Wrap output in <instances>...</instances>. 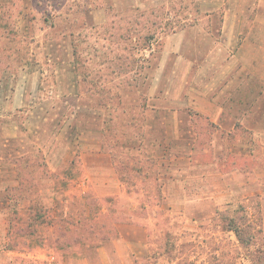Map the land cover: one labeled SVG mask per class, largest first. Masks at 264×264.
Listing matches in <instances>:
<instances>
[{
	"label": "rangeland",
	"instance_id": "374dc122",
	"mask_svg": "<svg viewBox=\"0 0 264 264\" xmlns=\"http://www.w3.org/2000/svg\"><path fill=\"white\" fill-rule=\"evenodd\" d=\"M165 17L162 9L136 8V0H0V153L5 138H15L8 149L26 157L19 159L24 182L40 188L41 204L51 203L52 171L59 202L30 220L28 190L23 199L13 193L2 245L15 260L84 264L83 244H67L90 236L82 222L69 231L51 223L87 189L93 196L114 192L112 216L127 219L133 205L148 227L145 246L129 233V264H264V81L231 83L216 119L198 111L188 102L191 85L197 101L228 53L218 48L206 58L203 34L194 28L180 53L200 66L201 77L183 81L179 54L159 63L161 37L170 33L154 30ZM169 20L165 30L178 19ZM249 52L253 66L264 60ZM74 200L71 213L84 222L86 202ZM99 224L93 217L92 238L100 236ZM89 259L102 263L96 254Z\"/></svg>",
	"mask_w": 264,
	"mask_h": 264
},
{
	"label": "crops",
	"instance_id": "0c3cea01",
	"mask_svg": "<svg viewBox=\"0 0 264 264\" xmlns=\"http://www.w3.org/2000/svg\"><path fill=\"white\" fill-rule=\"evenodd\" d=\"M8 1L11 2L12 0ZM174 6L176 7L175 9ZM136 8L141 10L158 8L165 12V24L160 28L155 26L156 30H154V32L170 33V35L161 37L162 39L164 38V53L159 63L161 66H165L170 52L179 54L177 58L179 63H181L180 65L184 66L185 71L182 80L185 82L193 80L196 77H201V72L199 70L200 66H196L195 62L191 59L186 60L182 56V53H180L186 44V34L192 32L194 28L197 29L196 31H198V33L203 34V46L205 47L204 52L206 58L218 48L228 53L227 57L222 60L220 67L217 68V75L210 78L212 84L204 89L197 90V101L192 99L193 93L190 92V90L194 89V87L191 85L188 92V102L190 105L193 104V107L198 111L216 119L224 112V109L219 107L222 105L219 103V98L225 95L224 92L230 88L231 83L241 80L246 81L248 79L264 81V60L257 61L253 66L249 52V50L255 49L258 53L260 52V56L264 55V0H136ZM175 16L178 19L176 23L168 27V30H165L167 23L170 21L169 19H173ZM215 18H217L218 24L214 25L211 22ZM153 45L154 43L152 44V48L155 47V45L154 47ZM193 67L195 70L191 72ZM173 72L174 71H172V73ZM156 79L157 78L154 77L152 82ZM223 82L227 83L224 88L225 90L215 96L214 92L217 89V85L219 83L223 84ZM175 111L178 112V110ZM165 113H174V111L168 110L164 111V114ZM215 119L212 120L215 121ZM41 125L43 127L44 121ZM23 127L24 126L20 127V133L24 135H26V133L29 134V128L27 126L25 128ZM14 140L16 139L5 138L2 143L4 148L0 153V194H3L0 197V264H23L15 260L10 251L8 249L5 250L6 247L2 245L6 239L7 230L13 214V209H11L9 205V198L4 195L8 193L9 196L10 193L16 191L15 189L19 187L22 188L26 185L23 178L24 171L27 167L18 165L17 163L19 159L25 160L26 157L20 154H14L8 149V145L12 144ZM65 172L69 173L68 169L65 170ZM49 176L53 183L50 189L48 188L51 203L41 205L39 201L41 190L39 187H37L36 196L40 206L49 207L56 211L59 204L56 200L58 186H56V177L52 171L49 172ZM65 176L68 175L65 174ZM117 178L118 182L121 183L119 175ZM117 188V193H119L122 186L118 185ZM81 196L86 202V204L83 203L84 210L82 209V211L85 212V227L88 221L90 226L93 225V217L94 219H98L101 216L103 220L106 219L107 222L109 221L108 223L115 226L116 229L114 237L110 236L106 242L99 246L95 248L87 247V245L86 247L84 246L85 248H83V253L81 254L84 264H91L89 259L91 253L96 254V256L100 258L101 264H129L128 259L132 256H130L131 254L129 253L130 245H128V243L126 245V241L129 242L133 239L129 237V233H136V241H140V243L142 241V243L138 245L145 246L144 241H146V234L149 230L146 224L136 217L137 209L135 210V207L131 205L129 207L131 211L129 212L131 214H128L127 219L113 220L112 217L107 218L106 216L111 207H113L108 200L110 198L115 199L114 192L106 193L101 196H93L85 189L82 191L81 195L75 197ZM75 197H72V200L66 199V204H63L61 210L55 213V216L66 218L70 221L72 220L71 227L73 228L83 222L80 220L81 217L76 219L77 216L75 213H71V209H75L77 206H73L74 203H77V201L74 200ZM25 199L28 200L29 198L26 197ZM93 200H96L100 205L99 214H97L98 218L90 211V204ZM78 220H80V223H78ZM125 229H130L131 231ZM109 242L113 243L109 244ZM105 259L108 261H105Z\"/></svg>",
	"mask_w": 264,
	"mask_h": 264
},
{
	"label": "trees",
	"instance_id": "16d2710c",
	"mask_svg": "<svg viewBox=\"0 0 264 264\" xmlns=\"http://www.w3.org/2000/svg\"><path fill=\"white\" fill-rule=\"evenodd\" d=\"M143 96V98H144V100H145V103L143 104V108L144 109H146V107L148 106V104H147V98H146V96L145 95H142ZM143 109V110H144ZM136 122H137V120H136ZM128 126V128L130 127H132L131 129H133L134 127H135V125L134 124H132V125H127ZM140 128V126H138V125H136V130H138ZM134 131V130H133ZM139 131V130H138ZM138 131H136L138 134H140L141 135V138L143 137L144 139H142L141 141H143V143H144V140H145V137H144V135L146 134L144 131V129L142 130L141 129V132H138ZM102 133L104 134L105 133V131L103 132L102 131ZM136 141H137V139H136ZM126 142H133V140L132 139H129V138H126ZM139 144H141L140 143V141H137ZM104 144H105V142H104V139L102 138V147L104 146ZM125 146V145H124ZM106 148V147H105ZM109 151V150H108ZM110 154H111V152H110ZM111 156H112V158H113V153L111 154ZM114 162H116L115 161V159H114ZM17 163H18V165H21V163H19V161H17ZM120 167H122V166H120ZM120 169H119V167L117 166V172L119 173V175H120V171H119ZM20 174H21V172H20ZM23 177V176H22ZM25 186H23L22 188H17V189H15L16 191L14 192V193H16L17 195H19V197H21L22 199H23V196H20V194H22V192L26 189V190H28V192H29V194H30V202H31V206H29L28 207V219H30V220H37L38 219V216H39V214L40 213H43V212H45V211H50L52 208H47V207H42V206H40V204L38 203V198H37V196H36V192H37V188H35L36 186L34 185V182H32V181H27V182H25ZM35 193V194H34ZM33 194H34V196H33ZM15 194H11L10 193V195L8 196V198L10 199V200H12V198H13V196H14ZM33 196V197H32ZM25 197H28V196H25ZM32 197V198H31ZM50 197V196H49ZM93 203H92V208H93V204H94V209H92L93 210V215L94 216H96L97 214H99V210H100V205L97 203V201L96 200H93L92 201ZM42 205V204H41ZM95 205H98V207H95ZM90 211H91V209H90ZM33 212H34V214H33ZM107 218H111L112 217V219L113 220H118V218H114L113 216H112V209H110L109 210V213L107 214V216H106ZM70 219H72V218H70ZM99 219V221H100V224L98 225L99 226V228H102V229H100L101 231H104V232H106V233H101V231H99V234H100V236H97V235H93V238H92V234L94 233V232H92V230L94 229V227L93 226H96V225H92V226H90V225H87L86 226V228H84V230L86 231V229L88 230V232L90 233V236H86V237H84V238H82L81 239V237H77V238H71L72 239V241L71 242H67V244H70V243H78V242H81L82 244H83V248H85L86 247V245H87V247H90V248H95V247H97V246H99L100 244H102V243H104V242H106L109 238H110V236H112V232H114V233H116V229H115V226H113V225H111L110 223H108L107 222V220L106 219H102V217L100 216V218H98ZM81 220V219H80ZM80 220H78V223H80ZM120 220V219H119ZM38 223H41V221H39ZM53 226H55L56 227V230H64V231H69L70 230V226L72 225V220L70 221V220H67L66 218L64 219V218H62V217H59L58 218V220H56L55 218L52 220V223H51ZM79 225V224H78ZM78 225L77 226H75L74 227V229H79L78 228ZM81 225V224H80ZM84 225V222H82V225L81 226H83ZM69 226V227H68ZM85 226V225H84ZM81 228V227H80ZM105 229V230H104ZM108 232H110V233H108ZM95 238V239H94ZM63 237L62 236H56L55 237V239H54V243L56 244V245H58V246H60V247H63L62 245H64V244H66L63 240ZM67 240V239H66ZM85 246V247H84Z\"/></svg>",
	"mask_w": 264,
	"mask_h": 264
}]
</instances>
